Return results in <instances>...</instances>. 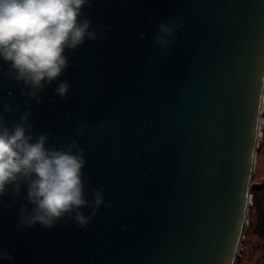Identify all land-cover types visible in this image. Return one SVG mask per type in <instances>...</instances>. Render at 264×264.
Returning <instances> with one entry per match:
<instances>
[{
  "label": "water",
  "instance_id": "water-1",
  "mask_svg": "<svg viewBox=\"0 0 264 264\" xmlns=\"http://www.w3.org/2000/svg\"><path fill=\"white\" fill-rule=\"evenodd\" d=\"M83 12L96 37L66 49L39 99L0 60V112L6 124L30 112L50 147L78 141L88 198L99 189L105 203L86 227L21 226L28 202L9 189L0 249L14 261L0 264H236L264 107V0H90ZM160 22L175 25L167 47Z\"/></svg>",
  "mask_w": 264,
  "mask_h": 264
},
{
  "label": "clouds",
  "instance_id": "clouds-1",
  "mask_svg": "<svg viewBox=\"0 0 264 264\" xmlns=\"http://www.w3.org/2000/svg\"><path fill=\"white\" fill-rule=\"evenodd\" d=\"M90 0H0V60L9 65V74L27 87L24 94L39 99V92L57 79L68 66L66 49H74L86 38H95L91 20L83 8ZM175 25L160 22L157 42L167 47ZM70 84L61 80L55 91L66 96ZM12 111L11 106H6ZM30 112L19 121L6 124L0 112V197L9 189L16 197L24 190L28 202L18 209V223L51 227L65 217L86 227L105 203L101 190L89 199L84 174L86 156L78 141L50 147L48 134L31 131ZM12 203H15L13 201ZM91 208L85 214V207ZM0 259L14 261L6 249Z\"/></svg>",
  "mask_w": 264,
  "mask_h": 264
},
{
  "label": "rangeland",
  "instance_id": "rangeland-1",
  "mask_svg": "<svg viewBox=\"0 0 264 264\" xmlns=\"http://www.w3.org/2000/svg\"><path fill=\"white\" fill-rule=\"evenodd\" d=\"M260 127H261V134L260 140L258 142V154L256 157L254 173L252 177V181L257 183L264 184V107L260 118ZM257 197L260 198L261 205L264 207V188L257 190ZM251 206L249 211L248 217V227L246 230V235H244L242 244L240 246V251L237 257L236 264H264L263 258V250H262V237L257 233L254 232L249 225L250 217L253 209L254 203V195L252 194L251 188ZM246 236V237H245Z\"/></svg>",
  "mask_w": 264,
  "mask_h": 264
},
{
  "label": "trees",
  "instance_id": "trees-1",
  "mask_svg": "<svg viewBox=\"0 0 264 264\" xmlns=\"http://www.w3.org/2000/svg\"><path fill=\"white\" fill-rule=\"evenodd\" d=\"M252 194L254 195L253 209L250 217L249 225L254 232H257L263 239L262 250L264 258V207L260 204V198L257 196V190L264 188L263 183L252 181ZM264 199V197H263ZM246 235V234H245ZM246 237V236H245Z\"/></svg>",
  "mask_w": 264,
  "mask_h": 264
},
{
  "label": "bare ground",
  "instance_id": "bare-ground-1",
  "mask_svg": "<svg viewBox=\"0 0 264 264\" xmlns=\"http://www.w3.org/2000/svg\"><path fill=\"white\" fill-rule=\"evenodd\" d=\"M263 103H264V96H263ZM262 113V112H261Z\"/></svg>",
  "mask_w": 264,
  "mask_h": 264
}]
</instances>
